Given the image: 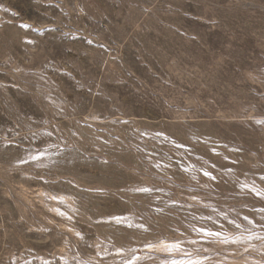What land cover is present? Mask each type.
Instances as JSON below:
<instances>
[{
	"label": "rangeland",
	"instance_id": "rangeland-1",
	"mask_svg": "<svg viewBox=\"0 0 264 264\" xmlns=\"http://www.w3.org/2000/svg\"><path fill=\"white\" fill-rule=\"evenodd\" d=\"M174 262L264 264V0H0V264Z\"/></svg>",
	"mask_w": 264,
	"mask_h": 264
},
{
	"label": "snow or ice",
	"instance_id": "snow-or-ice-1",
	"mask_svg": "<svg viewBox=\"0 0 264 264\" xmlns=\"http://www.w3.org/2000/svg\"><path fill=\"white\" fill-rule=\"evenodd\" d=\"M205 174L208 175V173H205ZM257 194L259 195L260 193H257ZM201 231H204V230L201 229ZM208 235H219V233H211V232H209ZM174 264H175V262H174ZM191 264H195V262H191Z\"/></svg>",
	"mask_w": 264,
	"mask_h": 264
}]
</instances>
